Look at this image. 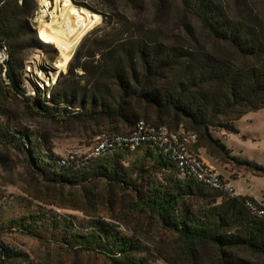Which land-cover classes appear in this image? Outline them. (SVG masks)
Returning a JSON list of instances; mask_svg holds the SVG:
<instances>
[{"label":"trees","instance_id":"1","mask_svg":"<svg viewBox=\"0 0 264 264\" xmlns=\"http://www.w3.org/2000/svg\"><path fill=\"white\" fill-rule=\"evenodd\" d=\"M73 2L102 20L82 37L65 72L41 98L24 96L20 74L26 49L48 48L56 55L51 43L28 36L26 21L35 3L7 0L0 8V47L8 52L3 80L30 114L54 124L97 129L95 138L127 134L140 120L182 130L196 136L191 146L196 156L206 155L219 165L230 161L264 176V166L233 157L221 139L238 133L234 123L243 115L264 109V18L242 0H233L235 12L221 0H177L183 27L189 31L184 19H192L214 42L227 46L235 61L158 36L143 10L151 3L161 17L170 0ZM93 143L58 156L45 133L0 106V146L17 151L46 189L79 190L83 199L82 206L63 212L38 196L1 201L0 194V236H30L102 256L110 264H172L151 238L128 226V212L154 220L173 235L180 254L191 262L199 249L209 247L217 264H264V219L244 201L264 208L261 203L182 176L176 162L149 142L86 158ZM99 206L109 214H101ZM0 264L34 263L25 252L0 244Z\"/></svg>","mask_w":264,"mask_h":264},{"label":"rangeland","instance_id":"2","mask_svg":"<svg viewBox=\"0 0 264 264\" xmlns=\"http://www.w3.org/2000/svg\"><path fill=\"white\" fill-rule=\"evenodd\" d=\"M70 1L77 6L73 0ZM221 1L225 5H228L231 10L236 11V5L233 3V0ZM242 1L264 18V0ZM84 2L95 4L94 0H84ZM170 2L171 7L161 17L155 14L151 3L146 5L143 10V15L153 23L152 27L158 36L168 43L225 56L237 61V57L227 46L214 42L192 19H184V22L190 25V30H186L182 25L183 19L178 14L177 0H170ZM34 3L35 7L26 21V30L30 38H35V40L41 42L39 40L40 36L37 33L39 22L35 20L38 17V4L35 1ZM119 4L123 5L122 2ZM90 12L93 15H98L99 18H97L88 31L99 25L102 20L99 14ZM127 14L129 16L133 15L128 10ZM50 46L55 50L56 55H53L48 48L33 47L26 49L21 56L22 69L20 70V74L22 88L24 96L28 98H36L37 95L41 98L44 93L48 97L47 89L54 84L59 72H65L66 70L67 62L65 63V56L53 43ZM76 47L72 50V54ZM3 78L0 72V106L12 112L29 128L45 133L50 139L55 154L65 156L71 151H76L75 148L78 146L82 148L90 146L95 140V136L92 133L97 129L54 124L37 115L35 116V114H30L26 108L25 101L10 91ZM234 125L238 133H228L221 138L225 146L231 151L230 154L233 157L249 160L264 166V109L246 113L235 121ZM0 157V194L3 196L1 201L11 200L13 196L16 197L17 195L28 199L31 196H38L43 198L44 202L53 205L54 208H58L59 210L74 206L75 204L78 207L82 206L83 199L79 190L64 189L61 192L57 189H46L43 187L41 182L31 175L25 166L23 157L17 151L9 147L4 148L0 146ZM211 168L224 180L230 182L232 187L238 192L242 194H246L247 192L252 193L260 198L261 200L259 201L264 206V176H258L255 172L249 171V169L238 166L230 161L228 163H221V165L214 164ZM128 200L129 198L126 197L123 200V205ZM65 210L63 212H67ZM98 210L103 215L109 214L102 206H99ZM124 220L128 223V226H134L142 234L151 238L161 251L168 254L166 257H168L172 264H217L216 254L209 247L199 249L196 262H191L190 259L180 254L178 249L179 243L176 242L175 237L161 231L154 220H146L144 215L126 212ZM0 244L9 245L25 252L34 264H110L102 256L88 252L77 253L59 248L53 244L47 245L30 236L17 233L0 236ZM243 255L248 259H255L250 255Z\"/></svg>","mask_w":264,"mask_h":264},{"label":"built area","instance_id":"3","mask_svg":"<svg viewBox=\"0 0 264 264\" xmlns=\"http://www.w3.org/2000/svg\"><path fill=\"white\" fill-rule=\"evenodd\" d=\"M6 1L0 0V8ZM18 1L21 2V0ZM34 1L38 4L37 14L39 15L43 12V8L39 5V0ZM7 60V49L0 47V70L3 77L6 72ZM195 140L196 136L193 133H184L182 130L172 131L165 126H157L140 120L127 134H101L96 137L85 157H99L112 149L134 148L144 142H149L176 162L182 176L191 175L198 181L206 183L228 196L237 197V192L229 182L220 177L214 169L193 153L191 146ZM244 204L255 216L264 219L263 207L249 199H246Z\"/></svg>","mask_w":264,"mask_h":264},{"label":"bare ground","instance_id":"4","mask_svg":"<svg viewBox=\"0 0 264 264\" xmlns=\"http://www.w3.org/2000/svg\"><path fill=\"white\" fill-rule=\"evenodd\" d=\"M43 12L38 15L37 33L42 40L53 43L65 56V63L82 37L99 18L70 0H39Z\"/></svg>","mask_w":264,"mask_h":264},{"label":"crops","instance_id":"5","mask_svg":"<svg viewBox=\"0 0 264 264\" xmlns=\"http://www.w3.org/2000/svg\"><path fill=\"white\" fill-rule=\"evenodd\" d=\"M200 158L208 165V166H210V167H213V165H214V163L211 161V159L208 157V156H206V155H201L200 156ZM229 184H230V182H229ZM231 185V184H230ZM232 186V185H231ZM233 189L237 192V194L238 195H240V196H248V197H252L254 200H256L257 202L259 201V200H261L260 198H258L257 196H255V195H253L252 193H246V194H242V193H240V192H238L234 187H233ZM259 203H261V204H263L261 201H259Z\"/></svg>","mask_w":264,"mask_h":264},{"label":"water","instance_id":"6","mask_svg":"<svg viewBox=\"0 0 264 264\" xmlns=\"http://www.w3.org/2000/svg\"><path fill=\"white\" fill-rule=\"evenodd\" d=\"M35 20L37 21V20H38V18H35Z\"/></svg>","mask_w":264,"mask_h":264}]
</instances>
